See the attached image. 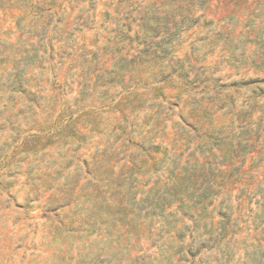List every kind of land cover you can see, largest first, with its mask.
<instances>
[{
	"label": "rangeland",
	"instance_id": "rangeland-1",
	"mask_svg": "<svg viewBox=\"0 0 264 264\" xmlns=\"http://www.w3.org/2000/svg\"><path fill=\"white\" fill-rule=\"evenodd\" d=\"M23 1L0 8V264H177L208 181L264 172V0H144L156 33L118 46L117 0H62L46 64Z\"/></svg>",
	"mask_w": 264,
	"mask_h": 264
},
{
	"label": "trees",
	"instance_id": "trees-1",
	"mask_svg": "<svg viewBox=\"0 0 264 264\" xmlns=\"http://www.w3.org/2000/svg\"><path fill=\"white\" fill-rule=\"evenodd\" d=\"M11 1L0 0V8ZM97 1L99 0H89L90 7L93 8ZM203 1L205 0H177V11L181 14L183 10L191 15L192 8L187 5L202 7ZM61 2L62 0L23 1L26 10L35 13L36 23H42L38 36L43 49L40 57L43 64L53 60L54 35L61 21L57 18V9ZM142 3L144 0H117L115 6L109 5L104 16L106 21L116 23L113 30L107 29L109 34L115 33V45L118 46L125 40L132 41L129 33L133 30L137 17H140V23L137 22V29L134 30L136 36L148 31L156 33L157 26H150L147 21L155 11L148 7L141 11ZM111 9L115 16H111ZM198 19L183 16V20L189 22ZM184 25L175 23V32L180 33L195 24ZM109 39L110 37L108 41ZM144 46L150 49L148 44ZM259 168V164L252 165L249 171ZM242 169L244 165L236 170L239 172ZM241 175L243 176L233 181L229 180L230 177L218 182L208 181L204 193L197 197L203 208L190 215L191 226L182 224V228L175 232L180 241L175 253L177 264H264V172L261 176L249 175L248 178H244L245 173ZM214 184L215 189L211 192ZM227 184L238 185L237 194L232 196L229 189L223 191ZM208 207H212V210H207Z\"/></svg>",
	"mask_w": 264,
	"mask_h": 264
}]
</instances>
